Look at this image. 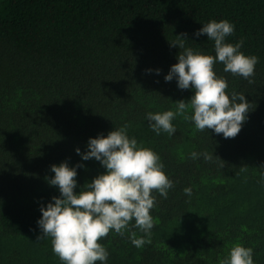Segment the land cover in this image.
I'll list each match as a JSON object with an SVG mask.
<instances>
[{"label": "trees", "instance_id": "trees-1", "mask_svg": "<svg viewBox=\"0 0 264 264\" xmlns=\"http://www.w3.org/2000/svg\"><path fill=\"white\" fill-rule=\"evenodd\" d=\"M210 19L233 22L227 41L259 57L252 83L214 64L227 92L245 94L247 119L225 138L196 129L189 108L174 134L157 135L146 113L193 94L164 80L180 51L170 42L186 34L185 46L214 55L213 41L194 35ZM124 124L174 186L166 198L153 192L150 235L102 238L106 264H220L234 244L264 264V0H0V264H62L51 238L37 239L39 205L59 195L50 165H86L79 191L105 169L75 149ZM130 232L146 242L136 247Z\"/></svg>", "mask_w": 264, "mask_h": 264}, {"label": "clouds", "instance_id": "clouds-1", "mask_svg": "<svg viewBox=\"0 0 264 264\" xmlns=\"http://www.w3.org/2000/svg\"><path fill=\"white\" fill-rule=\"evenodd\" d=\"M234 30V23L228 19H210L194 32L196 36L206 34L207 40L213 41L214 55L185 46L186 34H178L177 39L170 42L180 51L177 62L170 66L164 80L175 78L179 89H191L193 94L187 102L178 100L175 111L146 113L149 126L157 135L162 131L174 134L173 119L189 108L196 129H211L225 138L238 134L247 119L249 102L243 93L226 91L227 80L217 75L214 64L222 63L225 72L252 83L259 57L240 50L242 39L236 43L227 41ZM160 71L155 69L156 73ZM127 128L124 124L107 135L89 137L85 151L79 147L75 149L82 161L94 158L105 169L79 186V191H75L77 168L86 165L78 162L69 166L67 161L50 165L54 175L45 179L58 188L59 195H53L46 204L39 205L37 239L50 237L52 251L62 264H96L97 261L106 264L109 252L101 241L110 231L123 235L130 228H137L145 236L150 235L154 226L151 210L156 201L153 192L166 198L174 186L164 171L159 154L138 143L135 136L130 137ZM200 155L205 160L212 159L206 152L190 153L193 159ZM183 191L189 196L192 194L190 187ZM145 236L130 232L129 239L133 245L141 247L146 242ZM220 264H255L253 249L234 244Z\"/></svg>", "mask_w": 264, "mask_h": 264}]
</instances>
